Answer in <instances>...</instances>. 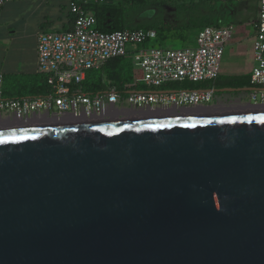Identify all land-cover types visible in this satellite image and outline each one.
<instances>
[{
    "label": "water",
    "instance_id": "95a60500",
    "mask_svg": "<svg viewBox=\"0 0 264 264\" xmlns=\"http://www.w3.org/2000/svg\"><path fill=\"white\" fill-rule=\"evenodd\" d=\"M195 110L0 131V264H264V110Z\"/></svg>",
    "mask_w": 264,
    "mask_h": 264
},
{
    "label": "built area",
    "instance_id": "2783aa9c",
    "mask_svg": "<svg viewBox=\"0 0 264 264\" xmlns=\"http://www.w3.org/2000/svg\"><path fill=\"white\" fill-rule=\"evenodd\" d=\"M9 0H0V11ZM103 0H72L69 11L73 27L67 31L44 32L38 37V70L47 76L50 92L35 98L13 99L5 96L4 77L0 75V131L51 127L55 123H117L142 116L178 114L187 109L221 108L243 112L264 110V0L253 23L254 42L251 84L253 91L240 92L234 103L214 90L148 91L185 81L203 82L221 75L222 61L234 35L232 24L207 26L196 38L195 46L167 49L149 46L157 39L154 30L144 28L104 32L97 28L88 5ZM240 3L247 0H217ZM128 58L133 67L132 82L123 93L107 82L104 92L89 94L80 86L87 73L100 70L107 61ZM248 95L249 100L243 101ZM247 113V112H245ZM65 125V124H64Z\"/></svg>",
    "mask_w": 264,
    "mask_h": 264
},
{
    "label": "crops",
    "instance_id": "0c3cea01",
    "mask_svg": "<svg viewBox=\"0 0 264 264\" xmlns=\"http://www.w3.org/2000/svg\"><path fill=\"white\" fill-rule=\"evenodd\" d=\"M71 1L9 0L5 4L0 11V75L4 77L6 74L35 75L38 73V37L44 32H61L72 29L73 16L69 11ZM114 1L117 0H103L101 3L113 4ZM193 1L188 7H205L200 0ZM259 4L260 0H247L223 5L220 16L235 21L232 24L234 26L233 39L226 49L227 61H232L242 55L240 46L245 43V39L251 42L252 48L254 42L253 23L258 18ZM167 28H169L167 33L185 39L191 34L196 35L197 38L199 31L204 26L197 30H183L179 26L171 24ZM227 61L223 60L221 76L247 74L245 68L238 63H228Z\"/></svg>",
    "mask_w": 264,
    "mask_h": 264
},
{
    "label": "rangeland",
    "instance_id": "374dc122",
    "mask_svg": "<svg viewBox=\"0 0 264 264\" xmlns=\"http://www.w3.org/2000/svg\"><path fill=\"white\" fill-rule=\"evenodd\" d=\"M193 0H117L114 1L113 4H122L124 6L126 14V28L132 29L141 27L144 29L154 27V26H166L171 24H175L179 26L180 29H201L205 26L207 17H211L212 14L207 12L202 7H188ZM233 19H226V24H234ZM169 29V28H168ZM167 29V30H168ZM163 38H157L152 40L149 43V46H162L167 49H183L195 46L196 44V35L191 34L187 36L185 39H181L178 37H174L173 34L164 33ZM244 42V40H243ZM242 42V43H243ZM237 47L239 45H236ZM228 47V46H227ZM241 50L242 55L237 60L233 59L228 60L224 56V62L228 63H238L241 67H244L247 74H250L252 69L256 66L253 61V53L251 48V42L245 39V43L242 44ZM226 54V53H225ZM223 63V61H222ZM23 75V76H22ZM27 74H6V82L4 85L6 97H17V96H25L29 95V87L30 81L32 77L28 78ZM138 90H148V91H168V90H176V91H193V90H201L206 89V85L202 82H191L185 81L182 83H172L168 85H164L162 88L158 89H149L144 84H140ZM234 94V93H232ZM241 94V93H239ZM239 94L227 95V103L230 104L239 99ZM243 101H248V95L243 96ZM231 112V111H230ZM235 114L228 113L227 115ZM161 116V115H157ZM149 118L152 116H142L140 118ZM139 119V118H138Z\"/></svg>",
    "mask_w": 264,
    "mask_h": 264
},
{
    "label": "trees",
    "instance_id": "16d2710c",
    "mask_svg": "<svg viewBox=\"0 0 264 264\" xmlns=\"http://www.w3.org/2000/svg\"><path fill=\"white\" fill-rule=\"evenodd\" d=\"M201 4L205 7H202L207 12L212 14L211 17H207L204 27L207 26H218L226 24V18L220 16L222 12L223 5L226 3H221L217 0H200ZM232 2H227L231 4ZM87 10L94 13L97 19V28L104 32L119 31L126 28V14L127 12L124 9L122 4H105V3H94L90 4L87 7ZM141 28V27H137ZM135 29V28H132ZM154 29L158 33V37L162 39L163 34L167 31L166 26H154L147 28ZM23 76V75H22ZM30 82L29 95L9 97L13 99L21 98H35L45 96L50 92V86L47 83V76L42 74L27 75ZM133 78V67L131 61L128 58L117 57L110 59L105 63V65L100 70H93L87 73L86 80L80 88L89 94L104 92L107 88V82H110L112 85L116 86L123 93H128L129 90L125 89V86L132 82ZM6 82V76H4V85ZM206 85V89L214 90L217 95L224 93H219L217 90L223 88H253L251 84V75H241V76H219L213 80L203 81ZM164 86V85H163ZM162 86V87H163ZM161 87V88H162ZM139 89V88H137ZM4 92L6 94L5 88ZM232 94V93H227ZM235 94V93H234ZM232 94V95H234ZM239 94V93H236Z\"/></svg>",
    "mask_w": 264,
    "mask_h": 264
},
{
    "label": "bare ground",
    "instance_id": "6f19581e",
    "mask_svg": "<svg viewBox=\"0 0 264 264\" xmlns=\"http://www.w3.org/2000/svg\"><path fill=\"white\" fill-rule=\"evenodd\" d=\"M215 108H212V109H209V110H203V109H198V110H195L193 112H191L190 114L189 113H186V114H182V115H189V116H196V117H211V116H222V115H227L228 113H235V114H241V113H245L250 110H247V109H243L242 111L243 112H240V111H233L231 110V112H219L217 110H214ZM234 110H237L234 108ZM185 113V112H183ZM172 115L174 114H171V115H161V116H156V115H152V117H149V118H165V117H171ZM180 115V114H179ZM180 115V116H182ZM147 117L145 118H142V119H146ZM140 119V118H139ZM69 122H65L64 124H61V123H55L53 124L52 126H67V125H70L68 124Z\"/></svg>",
    "mask_w": 264,
    "mask_h": 264
},
{
    "label": "flooded vegetation",
    "instance_id": "af4514ba",
    "mask_svg": "<svg viewBox=\"0 0 264 264\" xmlns=\"http://www.w3.org/2000/svg\"><path fill=\"white\" fill-rule=\"evenodd\" d=\"M224 94H227V93H224ZM214 110H217V111H219V112H230L231 110H233V109H229V110H224V109H221V108H215ZM233 111H235V110H233Z\"/></svg>",
    "mask_w": 264,
    "mask_h": 264
}]
</instances>
